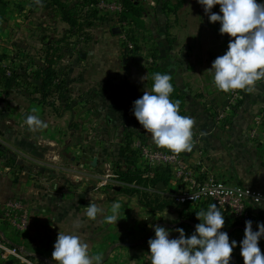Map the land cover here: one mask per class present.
<instances>
[{
  "label": "crops",
  "instance_id": "crops-1",
  "mask_svg": "<svg viewBox=\"0 0 264 264\" xmlns=\"http://www.w3.org/2000/svg\"><path fill=\"white\" fill-rule=\"evenodd\" d=\"M175 25L174 22L175 33L185 29ZM113 29L110 33L115 38L110 40L109 50L98 54L88 49L78 51L79 60L73 57L71 49L61 56L58 65L61 84L56 92L43 97L31 88L28 95L24 80L19 82L18 79L6 81L3 88L0 86V164L4 166L7 155L12 156L10 152L15 158V166H4L5 170L0 172V222L5 220L3 202L9 198L20 201L27 210L28 223L25 230L19 231L7 222L22 233L25 240L21 246L14 244L43 264H56L51 253L59 231L79 235L89 245V255H100L102 264H135L137 258L150 260L148 245L143 247L146 242L119 238L120 221L109 224L99 219L90 220L85 215L90 201L103 209L104 215H108L107 208L111 207L103 205L101 190L87 187V172L73 176L67 169L71 168L75 160L73 153L78 149L83 158L93 154L92 160L97 166L99 158L105 155L104 147L110 146L109 133L118 136L113 137L112 146L123 140L122 131L136 133L152 142L132 108L133 102L143 95V89L151 88L156 68L171 75L176 93L170 95V100L180 101L179 114L195 119L192 151L181 152L185 161L203 179H222L243 185L246 173L251 172L249 180L254 179L264 189V145L257 146L258 142L249 137L256 118L260 119V129L264 130V80L257 81L253 91L237 89L238 97L228 106L230 91L218 90L213 82L214 73L207 71L212 62L224 54L222 47L215 43L214 28L213 33L208 29V34L201 36L200 27L191 26L187 29L190 33L186 35L185 46L180 42L181 45H176L178 40L174 46L160 43L151 47L145 60L122 58L120 36L117 31L112 32ZM52 48L44 45L34 61L39 66L44 65L43 58L45 54L50 57ZM59 49L65 50L64 46ZM146 74L148 79L141 82L140 77ZM24 99L28 101L26 104L21 103ZM226 106L229 109L219 118V112ZM33 109L37 111L33 113ZM29 113L38 115L48 127L29 131L24 124ZM60 157L65 162L63 169L68 172L50 174L52 171L47 168L59 165L55 158ZM74 178L79 182H73ZM52 179H58V186L49 182ZM167 187L173 188V185L168 183ZM253 210L247 221L251 220L253 230L257 231L256 220L264 223V219H258L264 218V208L256 205ZM76 221L80 222L79 228L75 227ZM125 224L127 226V222ZM155 225L170 227L161 221H149L146 226L154 229ZM0 237L6 238L1 229ZM259 247L264 249V237L260 238ZM0 264L16 263L0 253Z\"/></svg>",
  "mask_w": 264,
  "mask_h": 264
},
{
  "label": "rangeland",
  "instance_id": "rangeland-1",
  "mask_svg": "<svg viewBox=\"0 0 264 264\" xmlns=\"http://www.w3.org/2000/svg\"><path fill=\"white\" fill-rule=\"evenodd\" d=\"M2 1L3 2L0 3V67H6L9 65L12 67V70H15L16 64L21 66L26 63V65H28L30 60L42 53H38V51L42 50V47L46 44L53 47V51L50 53L52 56L56 55L57 50H55V48L60 44V46H64L65 49L64 52L63 50L60 51L61 55L68 54L67 50L71 49L73 51V57H75L76 60H79L78 51H86L88 49V51L94 50L98 54L100 51L109 50V42L111 39L115 38V36L110 33V30L117 27L118 22L113 21L111 15L97 6L100 2L112 0H60L69 7L73 6L75 8L74 11L78 12V32L74 35L66 32L68 24L61 19L59 9L57 6L53 5L50 0H42V7L35 4L34 0ZM134 1L135 3H138L141 8V16L137 20L138 22L140 21V23L138 26L135 24L140 49H138L139 51L136 53L137 55L133 54L132 57L135 59H147L151 47L158 46L163 42L174 46L176 40H178L176 45L180 42L185 46L188 41L186 35L190 33L187 29H191V26H194V29L200 27L201 36L207 35L208 29L213 33L212 28H214L216 33L215 43L219 44V48L222 47L221 50L224 51V54L227 51L229 40L234 39L227 34H220L219 22H209L208 15L205 14L203 7L197 3V0ZM257 2L264 3V0H257ZM93 10L98 12L96 18L88 16L87 14L88 12L91 13ZM219 11V5L214 6L212 9V12L214 13H219ZM174 22L176 23L175 27H184L185 29L179 33H175V28L173 27ZM170 26L171 28L168 29ZM214 38L215 37L212 36V39ZM204 42L208 43V40L204 39ZM119 43L121 48L123 46L121 39ZM129 56H123L121 54L122 58ZM11 81H15V79L12 78ZM13 89L15 91L16 87ZM26 90L27 93L29 92L28 95H30V88ZM11 93H13V91H10V94ZM15 101L17 102V100ZM27 102L26 99L21 100V103L26 104ZM115 135L117 136V134ZM115 135L109 133L110 146L104 147L103 153L105 155L99 158L97 166H95L96 161L92 160L93 154H88L86 158H83L79 155L80 149H78L73 153L75 160L72 161L71 168L67 170L70 171L73 176L77 174L79 175V172H87L88 180L86 184L87 187L91 189H95L100 178L105 173L109 172L110 181L104 186L99 187L97 190H101L104 195V206L111 207L114 202H118L121 205L119 210L120 219L118 220L120 221V227L118 229L120 231V239L146 242L143 247L147 248V241L155 236L154 229L147 228L146 226L149 221L152 223H158L161 221L170 225L167 229L169 230L170 239L179 236V233L175 230L180 228V226L184 229L186 237L191 236L195 230L183 226V224H187L186 221L189 219L187 214L191 210V207L189 205L178 204L172 196L171 187L162 188L161 190L163 191L160 192V196L172 200V206L161 212H150L148 208L143 206L144 198L142 197V191L146 192L147 196L149 195L147 199H153V196L150 195L155 192L156 188L150 185H132L119 178L118 171L121 163H119L120 157L115 151L117 150L118 145L112 146L113 141H115V138H113ZM252 141L254 142V140ZM10 154L12 155L11 158L13 159V163L9 165L7 160H5L6 162L4 161L5 163L3 162L4 166L7 168L11 165L15 166V158H13L14 154L11 152L9 155ZM7 157L9 156L7 155ZM138 158L140 160H137V162L139 161L138 164H136L137 167L140 169L147 168V164L140 157ZM55 161L60 163L59 165L61 166L56 165L53 168H47L49 171H52L50 174L53 172H68L63 169L65 162L62 157L55 158ZM83 162L84 165H82ZM10 172L12 174L15 173L14 170H10ZM250 173H246L247 180L245 183H242L243 185H246V187L261 191L263 193L261 203L264 204V189L259 186L258 182L253 181L254 179L249 180V178H252ZM74 181L79 182L78 178L73 180V182ZM49 182L55 183L56 186H58V179H52L49 180ZM127 187H137L136 189L141 192L140 195L129 196L124 192L118 191L120 188ZM254 207H256V205L253 207L251 206L250 213H253ZM107 209L109 212L106 213L111 215L110 208ZM221 212L225 218V225L221 231L227 232L230 243L233 240L237 242V246L233 249L230 262H234V264H243V258L240 255L239 242L244 238L245 221H247L250 216L247 219L240 220L226 212ZM4 219V221L0 222L1 234L9 239V241H12L19 246L23 245L24 243L22 242L25 241L22 238L23 234L11 227L10 224L7 223L9 221L6 218ZM258 219L264 218L258 217ZM126 222L127 226L125 224ZM257 223H259V220H256V224ZM108 231L110 230L108 229ZM143 244H141V247ZM261 252L264 253V249H262ZM135 264H151V262L147 259L146 261H143L142 259L137 258L135 259Z\"/></svg>",
  "mask_w": 264,
  "mask_h": 264
},
{
  "label": "clouds",
  "instance_id": "clouds-1",
  "mask_svg": "<svg viewBox=\"0 0 264 264\" xmlns=\"http://www.w3.org/2000/svg\"><path fill=\"white\" fill-rule=\"evenodd\" d=\"M38 6L42 0H34ZM209 22H219L221 35L230 39L225 54L218 56L207 71L214 73L213 82L218 90L225 93L231 90L253 91L257 81L264 80V3L257 0H197ZM219 5V13L212 12ZM148 74L141 76V82ZM169 74H152V86L143 89V95L133 102L132 112L139 124L159 148L179 154L192 151V128L195 119L179 114L180 101L170 100L174 91ZM37 110L33 109V113ZM29 131L48 127L38 115L29 113L24 119ZM248 195V193H247ZM255 204L264 207L261 197L254 198ZM121 205H111V215L95 202L86 206L85 215L93 221L117 223ZM201 222L195 225L191 236H185L184 229L177 228V238H169V230L160 225L154 226L155 236L147 243L151 264H230L236 241L229 240L227 232L221 231L225 218L217 204H210L207 211L196 212ZM252 221H245L244 238L239 242L240 255L244 264H264V253L259 240L264 237V223L253 230ZM80 227V222H75ZM51 258L56 264H102L100 255H89V245L79 235L58 233Z\"/></svg>",
  "mask_w": 264,
  "mask_h": 264
},
{
  "label": "built area",
  "instance_id": "built-area-1",
  "mask_svg": "<svg viewBox=\"0 0 264 264\" xmlns=\"http://www.w3.org/2000/svg\"><path fill=\"white\" fill-rule=\"evenodd\" d=\"M97 6L105 10L112 17H117L123 11V6L116 0L103 1ZM123 23L118 22V26ZM117 26V27H118ZM119 29V28H118ZM121 42L128 49L133 48V43L128 40L125 33L119 34ZM228 106L238 97V91L231 90ZM229 108L226 106L219 112L222 118L224 112ZM249 130V137L264 145V130H261L260 119L256 118ZM132 147L137 150L140 157L148 167H165L170 172L169 183L173 185L172 196L181 205H189L198 209L204 201L211 200L217 204L220 211L226 212L237 219L244 220L250 216L251 206L255 204L254 198L259 196L263 199V193L236 183H229L222 179L202 178L182 157L181 153L176 154L165 148L157 147L153 142L135 139ZM5 168L0 164V172ZM148 175V173H147ZM109 172L105 173L98 182L95 189L107 184L110 179ZM248 193V195H247ZM2 217L19 231L27 228L28 213L22 203L16 199H9L2 204ZM0 253L11 257L16 264H43L38 259L26 254L17 245L11 243L4 237H0Z\"/></svg>",
  "mask_w": 264,
  "mask_h": 264
},
{
  "label": "trees",
  "instance_id": "trees-1",
  "mask_svg": "<svg viewBox=\"0 0 264 264\" xmlns=\"http://www.w3.org/2000/svg\"><path fill=\"white\" fill-rule=\"evenodd\" d=\"M51 3L59 9L61 19L68 24V29L66 32L69 34H76L77 31V20L78 15L77 11H74L75 8L73 6L69 7L65 5L63 1L60 0H50ZM96 1V0H95ZM121 3L123 6V11L120 15L117 17H112L113 21L123 23L117 28H119V31L116 34L125 33L128 40H130L133 43V48L128 49L127 46L123 43L121 47V54L123 56H129L132 57L133 54L135 55L140 49H139V41L137 37L136 32V25L140 23L138 22V18L141 16V8L138 3H135L134 0H117ZM3 1L0 0V3ZM94 2V1H92ZM76 7V6H75ZM77 10V9H76ZM88 16H93L96 18L98 12L96 10H93L87 13ZM135 26V27H134ZM115 28V27H114ZM113 32V31H112ZM60 44L58 45L55 50H57L56 55L52 56L50 54V57L48 58L45 54V57L43 58L44 65L39 66L40 64L36 63L34 59L30 60L28 62V65L26 63L24 65H18L16 64L15 70H12L9 65L6 67H0V86L3 88L4 83L6 81L13 79H18L19 82L23 81L24 85L27 86L29 89H33L36 92H39L41 96H46L51 92H56L59 88V85L61 84V72L58 68V65L60 63V59L62 58L60 49ZM139 49V50H138ZM59 51V53H58ZM137 55V54H136ZM52 56V57H51ZM1 58V57H0ZM153 58V57H152ZM22 64V63H20ZM155 72H161L162 74H165L164 70H160L159 68L155 69ZM35 80V84H33L31 81ZM172 81V80H171ZM170 81V82H171ZM173 85L174 91L170 94L171 96H174L176 93L175 85L173 82H171ZM177 98V97H176ZM179 98V97H178ZM135 135V136H134ZM140 137V138H138ZM134 138H138L140 140H146L142 136L126 131H122V138L123 139L120 144L117 146V150H115L120 157L119 163H121L120 169L118 171V176L121 180H123L126 183L132 184V185H142V186H153L155 189V192L151 194L150 196H153V199H147L146 192H143L142 197L144 198L143 206L148 208L150 212H160L165 210L166 208H169L172 206V200L161 197L160 192L161 188H158L157 185L161 183L165 188L167 187L169 181H170V172L165 167H148L145 169H140L137 167L136 164H138L137 160H140L138 158V153L135 148L132 147V141ZM13 159L9 156L7 158V162L10 164L13 163ZM148 173V175H147ZM202 177V175H201ZM205 178V177H204ZM137 187H127V188H120L118 191L124 192L131 195H140V191L136 189ZM210 204H213L211 200L204 201L201 203L200 207L198 209L192 208L188 212V220L186 221L187 224H183L184 227L191 228L195 230V225L200 223L201 221L196 218V212L204 210L207 211ZM182 225V224H181ZM230 264H234V262H230ZM244 264V261H243Z\"/></svg>",
  "mask_w": 264,
  "mask_h": 264
},
{
  "label": "water",
  "instance_id": "water-1",
  "mask_svg": "<svg viewBox=\"0 0 264 264\" xmlns=\"http://www.w3.org/2000/svg\"><path fill=\"white\" fill-rule=\"evenodd\" d=\"M116 31H117V32L119 31V29H118L117 27H115V28L113 29V32H116ZM81 56L83 57V54H81ZM157 187H158V188H161V189L164 188V186H163L161 183H159V184L157 185Z\"/></svg>",
  "mask_w": 264,
  "mask_h": 264
}]
</instances>
